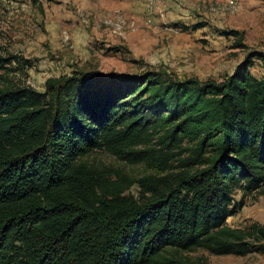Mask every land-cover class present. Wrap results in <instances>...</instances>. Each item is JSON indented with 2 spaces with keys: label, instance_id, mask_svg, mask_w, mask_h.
Listing matches in <instances>:
<instances>
[{
  "label": "trees",
  "instance_id": "1",
  "mask_svg": "<svg viewBox=\"0 0 264 264\" xmlns=\"http://www.w3.org/2000/svg\"><path fill=\"white\" fill-rule=\"evenodd\" d=\"M92 150L152 172L80 160ZM263 187L264 50L220 80L91 69L48 77L41 92L0 83V264L242 256L261 247L264 224L225 221Z\"/></svg>",
  "mask_w": 264,
  "mask_h": 264
},
{
  "label": "rangeland",
  "instance_id": "2",
  "mask_svg": "<svg viewBox=\"0 0 264 264\" xmlns=\"http://www.w3.org/2000/svg\"><path fill=\"white\" fill-rule=\"evenodd\" d=\"M262 50L264 0H0V56L9 60L0 83L39 92L48 77L91 69H155L180 79L220 80L245 55ZM249 72L260 76L261 62L253 59ZM80 160L131 177L152 172L105 150H92ZM232 194L235 202L241 200L239 189ZM225 222L244 230L264 224V194L247 193ZM260 244L242 256L201 249L181 255L186 264H264Z\"/></svg>",
  "mask_w": 264,
  "mask_h": 264
},
{
  "label": "bare ground",
  "instance_id": "3",
  "mask_svg": "<svg viewBox=\"0 0 264 264\" xmlns=\"http://www.w3.org/2000/svg\"><path fill=\"white\" fill-rule=\"evenodd\" d=\"M114 16H115V15H114ZM113 18H114V17H113ZM125 23H126V22H125ZM125 23H124V24H125ZM122 28H123V27H122ZM120 29H121V28H120Z\"/></svg>",
  "mask_w": 264,
  "mask_h": 264
}]
</instances>
